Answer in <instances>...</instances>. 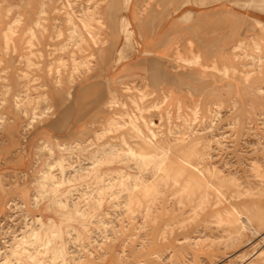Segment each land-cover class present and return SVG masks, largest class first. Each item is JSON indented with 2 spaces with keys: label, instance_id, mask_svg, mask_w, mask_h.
I'll return each instance as SVG.
<instances>
[{
  "label": "rangeland",
  "instance_id": "rangeland-1",
  "mask_svg": "<svg viewBox=\"0 0 264 264\" xmlns=\"http://www.w3.org/2000/svg\"><path fill=\"white\" fill-rule=\"evenodd\" d=\"M132 2L0 0V264H264V0H225L210 66L167 42L111 88L154 54Z\"/></svg>",
  "mask_w": 264,
  "mask_h": 264
},
{
  "label": "crops",
  "instance_id": "crops-1",
  "mask_svg": "<svg viewBox=\"0 0 264 264\" xmlns=\"http://www.w3.org/2000/svg\"><path fill=\"white\" fill-rule=\"evenodd\" d=\"M133 1L127 17L137 43L140 45L139 49L141 51L142 46L152 45L153 48L150 47V49L154 50L155 55H140V58H136L133 62H130L129 59L128 65L122 71H119V68L113 70L108 78V81L111 79L109 81L111 88L130 78H144L145 82L147 77L161 76V68L156 69L155 66L161 67V64L170 57L177 61L174 56L165 57L167 53L163 50L162 45L167 42L171 45V54H181L185 59L191 61L196 60L195 57L198 56V65L201 67L205 64L210 66L211 59L215 57L212 54H216L218 51V48H212L211 45L216 46L226 42V40L217 41L220 35L225 36V33L219 35L217 29H224L226 19L230 17L227 15L230 9H227L225 0H160L159 4L153 3L148 6L142 0ZM239 2L241 3V0ZM232 11L235 14V22L239 21L238 28L240 29L242 10L235 5ZM250 16V19L256 24L260 22L264 25L257 15H254L255 18L253 14ZM238 28L237 30H239ZM237 40L239 41L237 42L235 38L232 45L243 43L240 41V33L237 34ZM181 64L184 66L196 65V63ZM181 71H183L182 76H193L194 71H198V69L186 68Z\"/></svg>",
  "mask_w": 264,
  "mask_h": 264
},
{
  "label": "bare ground",
  "instance_id": "bare-ground-1",
  "mask_svg": "<svg viewBox=\"0 0 264 264\" xmlns=\"http://www.w3.org/2000/svg\"><path fill=\"white\" fill-rule=\"evenodd\" d=\"M97 14V13H96ZM97 22L98 23H100V25L102 26L103 25V22L101 21V19L100 18H97ZM30 32V31H29ZM94 44V43H93ZM239 44V43H238ZM238 47H239V45H238ZM165 50V49H164ZM178 59V58H177ZM72 63H74V62H72ZM78 64H80V63H78ZM114 100V99H113ZM119 101V100H118ZM101 131V130H100ZM143 139V141L145 142V143H147L146 141V139H144V138H142ZM44 143V142H43ZM51 149V148H50ZM66 149V148H65ZM65 149H63V150H65ZM100 155V154H99ZM50 163V162H49ZM53 165V164H52ZM51 165V166H52ZM64 166V165H63ZM56 167V166H55ZM52 168V167H51ZM50 168V169H51ZM49 170V169H48ZM52 170V169H51ZM46 172V171H45ZM109 173V172H108ZM50 174V173H49ZM117 174V173H116ZM109 175V174H108ZM107 175V176H108ZM49 177H52V175H46V174H42V175H40V176H38L36 179H35V181H34V185H36V186H42V185H44L46 182H47V179L49 178ZM52 180V179H51ZM50 180V181H51ZM53 181H55V180H53ZM50 183H52V182H50ZM47 184V183H46ZM45 184V185H46ZM53 187V186H52ZM42 193H45V191L44 192H42ZM43 195V194H42ZM61 204V203H60ZM53 228H54V226H53ZM50 231H51V229H50ZM51 233H54V231H52ZM45 238V237H44ZM53 239V238H52ZM48 240V239H47ZM46 242V241H45ZM61 250V249H60ZM14 251H15V254H16V256H19L20 254H21V252H19V248L16 246V248L14 249ZM21 251V250H20ZM29 253V252H28ZM27 253V254H28ZM25 254V253H24ZM60 254V253H59ZM31 255V254H30ZM8 257V256H7ZM6 257V258H7ZM27 258H29V259H32V257L31 256H27ZM48 259V258H47ZM11 260L10 259H5L1 264H12L11 262H10ZM15 264V263H14Z\"/></svg>",
  "mask_w": 264,
  "mask_h": 264
}]
</instances>
